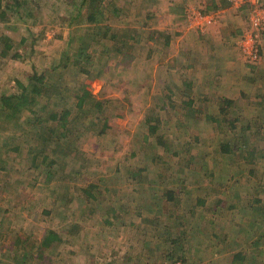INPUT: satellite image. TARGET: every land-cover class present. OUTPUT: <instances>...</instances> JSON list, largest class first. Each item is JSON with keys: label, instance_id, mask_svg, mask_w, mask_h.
I'll return each mask as SVG.
<instances>
[{"label": "rangeland", "instance_id": "374dc122", "mask_svg": "<svg viewBox=\"0 0 264 264\" xmlns=\"http://www.w3.org/2000/svg\"><path fill=\"white\" fill-rule=\"evenodd\" d=\"M82 1L0 16V264H264V40L204 81L182 36L223 12L97 0L95 25ZM47 229L62 242L24 258Z\"/></svg>", "mask_w": 264, "mask_h": 264}, {"label": "crops", "instance_id": "0c3cea01", "mask_svg": "<svg viewBox=\"0 0 264 264\" xmlns=\"http://www.w3.org/2000/svg\"><path fill=\"white\" fill-rule=\"evenodd\" d=\"M202 1L209 12H214L215 14L223 13L220 15L219 21L213 24L207 31H193L192 33L186 31L182 36V44L184 46V50L182 51H185L184 55H187L189 59H194V61H200V64L196 65L201 68V70L197 68L198 77L204 81L206 78L210 79L211 75L214 74L211 71L212 69H210L214 61L215 63L220 61L222 65L227 67L233 64V70L235 65V67H238L237 69L248 73V68L245 66L253 64L247 62L238 48V41L249 22V12L245 9V7H249L248 4H244L246 6L243 5L241 8L244 9L243 11L236 12L234 9L232 10L229 0H218V3L214 0ZM262 1L264 2V0ZM198 2H201V0H198ZM189 3H191V0ZM242 13H244L247 22L241 16ZM236 33L237 35L234 38L232 35ZM213 78H217L216 72Z\"/></svg>", "mask_w": 264, "mask_h": 264}, {"label": "trees", "instance_id": "16d2710c", "mask_svg": "<svg viewBox=\"0 0 264 264\" xmlns=\"http://www.w3.org/2000/svg\"><path fill=\"white\" fill-rule=\"evenodd\" d=\"M3 1L4 0H0V16L3 15V14L7 15V9L8 8H14V7H16V8L19 7L20 8V7L23 6L22 3L20 2V0L19 1L18 0H14V2H12L11 4L8 3L7 6L3 4ZM96 1L97 0H83L82 2H80L78 4V10H79L78 12H79V14L76 17H78L79 15L82 14V10L84 11L86 9V10H88L87 11V19H86L87 22H89L91 24L93 23L95 25H98L100 22H102L103 19H104L103 16H102L103 13H102V11H100V13H98V12L96 13V10H95V7H97L96 6ZM115 11L120 13V11L117 10L116 8H115ZM168 40H169V37H168L167 41ZM167 44H168V42H167ZM8 45H6V46H8ZM38 79L40 81H42L41 78H38ZM33 91H35V94H34L35 96L34 97H36L37 95L40 94L41 87L37 86V85H34L33 86ZM9 99H10L9 105L12 106L13 105V102H11L12 98H9ZM19 99L21 101H24V102H26L28 100L26 94H22L21 96H19ZM8 101L9 100H6L5 103H8ZM51 117L52 118H56L57 120L61 119V117L59 115L57 116V114H54V113L51 114ZM148 120L149 121L150 120L151 121L154 120L155 122L157 121V125H156V123L151 125V130L152 131H155L156 129H158V125H160V122H159L158 119H156L154 117H150ZM148 120H147V122H148ZM223 150L224 151H229V147L227 145H225V146H223ZM199 202L200 203H204L205 199H199ZM219 202H221V200H219ZM107 223L111 224L112 221L109 220ZM167 239L169 240V236L167 237ZM174 240L176 241L175 243H179V245L183 246V241H181V239L176 237V238H174ZM38 241H40V240H38ZM60 242H62V236L60 234H58L57 232L51 230V229H47L43 239L40 242H38L39 244H36V243L33 244V243L28 242L27 240H19L17 242V244H19V245L22 244V243L25 244L26 248H25V250L22 253H23V257L27 258L29 254L32 255V253H34L33 251H34L35 248L38 249L40 251L39 254L42 255L47 249H49V248L51 249L54 244L60 243ZM171 242L173 243L174 241H171ZM16 254H19V253H15L14 252V253H10L9 255H16ZM243 256H244L243 252L240 251V252H238L237 254L234 255V258L236 260L237 259H243ZM184 259L181 258V260H183V261H184Z\"/></svg>", "mask_w": 264, "mask_h": 264}, {"label": "built area", "instance_id": "2783aa9c", "mask_svg": "<svg viewBox=\"0 0 264 264\" xmlns=\"http://www.w3.org/2000/svg\"><path fill=\"white\" fill-rule=\"evenodd\" d=\"M234 9L240 10L244 4H248V26L244 29L239 42L243 57L250 63H256L261 56V48L264 40V3L262 0H230ZM194 18L199 22L197 27L203 30L211 26L215 20L212 15L202 12H194Z\"/></svg>", "mask_w": 264, "mask_h": 264}]
</instances>
